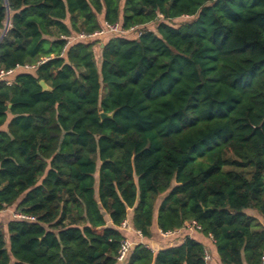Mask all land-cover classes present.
Returning <instances> with one entry per match:
<instances>
[{
    "label": "trees",
    "instance_id": "obj_1",
    "mask_svg": "<svg viewBox=\"0 0 264 264\" xmlns=\"http://www.w3.org/2000/svg\"><path fill=\"white\" fill-rule=\"evenodd\" d=\"M7 1L0 215L36 220L0 219V264H119L130 216L148 240L196 222L219 264H264V0ZM7 19L0 0V38ZM105 23L138 29L69 43ZM205 252L136 244L124 264Z\"/></svg>",
    "mask_w": 264,
    "mask_h": 264
},
{
    "label": "crops",
    "instance_id": "obj_2",
    "mask_svg": "<svg viewBox=\"0 0 264 264\" xmlns=\"http://www.w3.org/2000/svg\"><path fill=\"white\" fill-rule=\"evenodd\" d=\"M248 213L250 214V212ZM250 215L254 216L255 214L251 213ZM255 217H257V219L260 220L264 226V220L259 216ZM128 222L130 224L132 223V216H130ZM107 224L108 226H111V222L109 220L107 221ZM124 232L127 234L126 237L130 239L133 245L145 244L153 251H158L162 248L179 246L186 238L195 239L196 241L201 242L205 246L206 251L210 253L212 260L209 264H219L214 248V241L211 238L204 237L200 232L191 231L186 228L166 237L162 234L161 231L155 230L153 231L152 238L147 241L142 235L140 236L135 232Z\"/></svg>",
    "mask_w": 264,
    "mask_h": 264
},
{
    "label": "built area",
    "instance_id": "obj_3",
    "mask_svg": "<svg viewBox=\"0 0 264 264\" xmlns=\"http://www.w3.org/2000/svg\"><path fill=\"white\" fill-rule=\"evenodd\" d=\"M138 27L136 28H132L130 30L124 31L120 28V26L118 24L115 25H111L108 23H105L103 28L99 31H96L95 33L91 34V35H85V34H80L77 38H72L69 40V43L71 42V40H75V39H86V38H102L105 34H119V33H129V32H133L135 30H137ZM140 36V32L139 35ZM28 69H30L29 67H27ZM12 71L8 72L7 74H11ZM4 75H6L4 72H1L0 77H3ZM16 219H20V220H27V221H35L36 219L30 216H26L23 214H15L14 216ZM121 230L123 231H127V232H135L136 234L141 236V233L138 231H135L134 228L131 226V224L125 220L122 225H121ZM187 229L191 230V231H196V232H200L201 231V226L196 223V222H192L189 225H187L186 227ZM164 236H170L172 234H174L173 232H169V233H162ZM133 246V243L130 241L129 238L125 237L121 243H120V248L118 251V255H117V262L119 264H124L126 262L127 256L131 250ZM212 260L211 255L209 252H205V261L207 263H210ZM263 262H264V255L262 258Z\"/></svg>",
    "mask_w": 264,
    "mask_h": 264
},
{
    "label": "rangeland",
    "instance_id": "obj_4",
    "mask_svg": "<svg viewBox=\"0 0 264 264\" xmlns=\"http://www.w3.org/2000/svg\"><path fill=\"white\" fill-rule=\"evenodd\" d=\"M190 20V18L189 17H184V18H182V19H180V20H177L176 21V24L177 25H181L182 23H184V22H186V21H189ZM99 46V44L97 45V47H96V54H98V47ZM226 170L227 171H230V170H233V171H240L239 169H237V168H231V167H227L226 168ZM15 212L14 211H12V210H7V211H5V212H3L2 214H1V216H0V219L5 223V222H7L8 220H10V219H14L15 217ZM146 239V241L148 240L147 238H145Z\"/></svg>",
    "mask_w": 264,
    "mask_h": 264
},
{
    "label": "water",
    "instance_id": "obj_5",
    "mask_svg": "<svg viewBox=\"0 0 264 264\" xmlns=\"http://www.w3.org/2000/svg\"><path fill=\"white\" fill-rule=\"evenodd\" d=\"M6 6H7V9H8V19H7V23H6V28H5V31L3 32L1 38H0V43L1 41L3 40V38L6 36L8 30L11 28V17H10V10H9V6H8V1L6 0ZM103 47V46H102ZM40 86L45 90H50V88L45 84V82L41 81L40 82ZM112 114L109 115V114H105V113H101L100 114V118L102 121L104 120H108V119H111L112 118Z\"/></svg>",
    "mask_w": 264,
    "mask_h": 264
}]
</instances>
